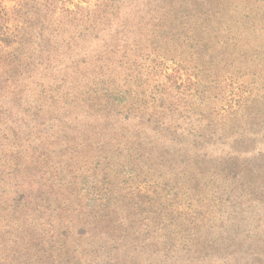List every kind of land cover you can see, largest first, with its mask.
Segmentation results:
<instances>
[{"label": "rangeland", "instance_id": "rangeland-1", "mask_svg": "<svg viewBox=\"0 0 264 264\" xmlns=\"http://www.w3.org/2000/svg\"><path fill=\"white\" fill-rule=\"evenodd\" d=\"M0 264H264V0H0Z\"/></svg>", "mask_w": 264, "mask_h": 264}]
</instances>
